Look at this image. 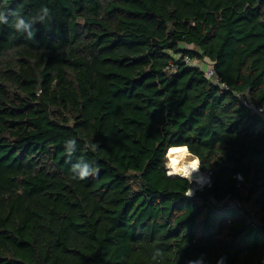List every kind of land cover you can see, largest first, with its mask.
Here are the masks:
<instances>
[{
    "label": "trees",
    "instance_id": "1",
    "mask_svg": "<svg viewBox=\"0 0 264 264\" xmlns=\"http://www.w3.org/2000/svg\"><path fill=\"white\" fill-rule=\"evenodd\" d=\"M42 7L0 24V264H264V0H0Z\"/></svg>",
    "mask_w": 264,
    "mask_h": 264
},
{
    "label": "clouds",
    "instance_id": "2",
    "mask_svg": "<svg viewBox=\"0 0 264 264\" xmlns=\"http://www.w3.org/2000/svg\"><path fill=\"white\" fill-rule=\"evenodd\" d=\"M11 15L15 18L13 27L18 32L26 33V38L33 39L34 38V31L33 25L37 22L43 23L45 20L49 19L50 17V9L47 7H42L40 12L37 16L33 17L30 21H26L24 17L20 14L18 10H9L6 14L3 11H0V24L8 23V16ZM261 109H264V105H261ZM77 145V139L75 137L69 138L65 141V151L68 156H71L75 152V146ZM98 144L95 143H85L84 144V151H97ZM170 152L175 151L174 148H169ZM168 169L169 176H191V173L196 169H190L187 163L181 164L177 163L174 167L171 163L166 165ZM71 172L73 174V179L78 180H86L89 177H95L99 169L97 167H93L92 164L88 163L84 159L78 160L74 163L71 167ZM192 193L191 191L185 193L186 196H190ZM162 256V253L159 249L153 255V260H156L158 257ZM203 257L198 258L197 260H190L188 264H202ZM217 264H223V258L217 262Z\"/></svg>",
    "mask_w": 264,
    "mask_h": 264
},
{
    "label": "bare ground",
    "instance_id": "3",
    "mask_svg": "<svg viewBox=\"0 0 264 264\" xmlns=\"http://www.w3.org/2000/svg\"><path fill=\"white\" fill-rule=\"evenodd\" d=\"M184 155H185V156H184ZM184 155H183L184 158H182V159H179V158H177L176 156H172V157L169 159V163H171L172 166H174V167L177 165V163H178L179 161H181V162H179V163H181V164L187 163L190 169H196V170H194V171L191 173V176H187V175H185V176H187V177H189L191 180H193V181L196 183L195 186L198 187V186L203 185L204 182H205V180H206L207 178H206L205 175L199 170L198 159H197L195 156L191 155L189 152H186ZM183 156H182V157H183ZM173 177H176V176H173ZM192 191H193V190H191V193H192Z\"/></svg>",
    "mask_w": 264,
    "mask_h": 264
},
{
    "label": "built area",
    "instance_id": "4",
    "mask_svg": "<svg viewBox=\"0 0 264 264\" xmlns=\"http://www.w3.org/2000/svg\"><path fill=\"white\" fill-rule=\"evenodd\" d=\"M184 63L192 66V67H200L202 69V71H204V75L211 80H216L215 78V72H214V65L212 62H208V63H203V62H199L197 60H193L191 58H189L188 56H186L184 58ZM244 104L254 110L256 113H258L259 115L264 116V109H261V107H255L254 104H251L247 101H244Z\"/></svg>",
    "mask_w": 264,
    "mask_h": 264
},
{
    "label": "rangeland",
    "instance_id": "5",
    "mask_svg": "<svg viewBox=\"0 0 264 264\" xmlns=\"http://www.w3.org/2000/svg\"><path fill=\"white\" fill-rule=\"evenodd\" d=\"M209 61H205V63H208ZM187 152H188V150H187ZM168 156V155H167ZM185 156V155H184ZM184 156L183 157H181V158H179V159H182V158H184ZM172 157V155L170 156V158ZM179 162H181V161H179ZM169 164V157H168V161H167V165ZM167 171H168V169H167ZM205 175V177L207 178L206 180H205V182H204V184L203 185H201V186H198V187H204L206 184H209L210 183V179H209V177L206 175V174H204ZM193 181V180H192ZM197 187V186H196Z\"/></svg>",
    "mask_w": 264,
    "mask_h": 264
},
{
    "label": "water",
    "instance_id": "6",
    "mask_svg": "<svg viewBox=\"0 0 264 264\" xmlns=\"http://www.w3.org/2000/svg\"><path fill=\"white\" fill-rule=\"evenodd\" d=\"M192 155V154H191ZM200 170V169H199ZM176 177H185V178H187L190 182H192V189L191 190H193L192 191V193L195 191V190H197V189H201V188H203V187H196L195 186V182L194 181H192L189 177H187V176H176Z\"/></svg>",
    "mask_w": 264,
    "mask_h": 264
}]
</instances>
